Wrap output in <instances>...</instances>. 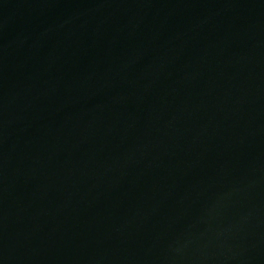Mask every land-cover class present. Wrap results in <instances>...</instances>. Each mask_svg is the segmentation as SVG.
<instances>
[{
  "label": "water",
  "instance_id": "water-1",
  "mask_svg": "<svg viewBox=\"0 0 264 264\" xmlns=\"http://www.w3.org/2000/svg\"><path fill=\"white\" fill-rule=\"evenodd\" d=\"M0 264H264V0H0Z\"/></svg>",
  "mask_w": 264,
  "mask_h": 264
}]
</instances>
